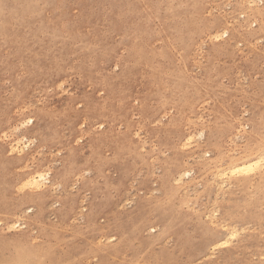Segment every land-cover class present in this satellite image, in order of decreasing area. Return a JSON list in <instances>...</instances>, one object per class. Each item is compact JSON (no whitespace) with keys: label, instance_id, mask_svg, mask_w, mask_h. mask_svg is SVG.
<instances>
[{"label":"rangeland","instance_id":"1","mask_svg":"<svg viewBox=\"0 0 264 264\" xmlns=\"http://www.w3.org/2000/svg\"><path fill=\"white\" fill-rule=\"evenodd\" d=\"M0 264H264V0H0Z\"/></svg>","mask_w":264,"mask_h":264},{"label":"bare ground","instance_id":"2","mask_svg":"<svg viewBox=\"0 0 264 264\" xmlns=\"http://www.w3.org/2000/svg\"><path fill=\"white\" fill-rule=\"evenodd\" d=\"M17 149V148H16ZM11 150H12V148H11ZM257 160V159H256ZM260 162V161H259ZM250 162H248V163H238V164H236L234 167L232 166V170L231 169H229V170H231V174L233 173H239V172H244V171H246V170H249V169H251L250 171H252V167L253 166H250V164H249ZM256 164V163H255ZM255 166V165H254ZM256 166H257V164H256ZM227 171V170H226ZM229 173V172H228ZM230 174V173H229ZM47 175V174H46ZM39 177L40 178H43V175L42 174H39ZM179 178V177H178ZM176 180V179H175ZM27 181V180H26ZM177 181V180H176ZM38 180L36 179V178H31V179H29L28 180V183H27V185H25V186H34L35 185V187H37L36 185L38 184ZM25 183V182H24ZM41 183H43V182H41ZM39 185V184H38ZM230 233V232H229ZM228 233V234H229ZM236 232H234L233 234H235ZM227 234V236H229ZM233 236V235H232ZM230 237V236H229ZM223 241V243H228V242H230V241H228L227 239L226 240H222ZM216 245L218 244V245H220V244H222V243H215ZM215 245V246H216ZM215 246H213V247H215Z\"/></svg>","mask_w":264,"mask_h":264}]
</instances>
